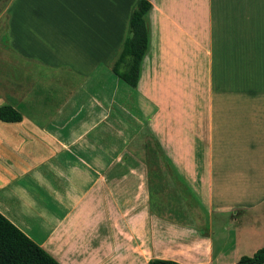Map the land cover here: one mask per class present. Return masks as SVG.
<instances>
[{"label":"crops","instance_id":"0c3cea01","mask_svg":"<svg viewBox=\"0 0 264 264\" xmlns=\"http://www.w3.org/2000/svg\"><path fill=\"white\" fill-rule=\"evenodd\" d=\"M19 1L10 23L21 57L52 79H22L0 98L22 117L0 121V214L59 264H185L171 257L172 225L152 212L151 181L109 180L137 129L152 150L157 133V111L140 121L133 88L104 92L110 75L123 83L112 69L138 0ZM146 1L144 69L164 54L205 74L203 117L187 129L206 149L208 234L179 248L195 264H235L264 247V0ZM33 5L44 18H31ZM194 147L182 180L197 168ZM231 152L242 155L240 180H215Z\"/></svg>","mask_w":264,"mask_h":264},{"label":"rangeland","instance_id":"374dc122","mask_svg":"<svg viewBox=\"0 0 264 264\" xmlns=\"http://www.w3.org/2000/svg\"><path fill=\"white\" fill-rule=\"evenodd\" d=\"M19 3V0H0V98L11 91L10 87L19 86L22 79H52V74L43 73L40 67L28 64L27 59L21 57L19 34L12 30L10 23L12 19L18 18ZM32 10L35 12H31V18H44L42 9L33 5ZM44 28L46 27H42ZM146 58L141 66L140 80L132 90V97L137 111L139 109L138 119L143 123L147 122L149 114L152 116L157 111L154 147L153 150L152 147L148 148L146 130L137 129L136 139L131 144L134 152L130 156L125 154L126 160L113 166L109 180H150L152 212L157 216L158 226L162 220L172 225V259L195 264L198 263L196 252L189 249L188 254L185 252L183 255L179 247L181 244L191 245L196 239L208 234L205 224L206 155L203 151L206 149L198 146L196 148V139L187 129V124L193 120L195 112L199 121L203 117L198 110L202 108L205 93V74L196 71L195 64L191 63L192 58H188V63L184 65L182 60L179 61V56L168 57L163 54L157 56L156 62L150 67L146 65L144 69ZM168 60L171 61L170 64L167 63ZM27 72L29 78L24 75ZM113 80L111 75L107 77L109 88L104 89V92L108 91L109 95H116L118 99L122 88L130 90L120 82L113 87ZM127 118L122 114V119ZM110 139H117L112 130ZM188 140L193 141L194 149L198 150L194 154L197 162L194 166L197 168L189 181L182 180L179 173L190 161L187 152ZM212 150L214 157H218L216 145H213ZM228 157L229 162L225 161L223 172H219L220 179H217L215 169V180H240L244 168L242 155L231 152ZM161 236L163 234L158 232L157 237Z\"/></svg>","mask_w":264,"mask_h":264},{"label":"trees","instance_id":"16d2710c","mask_svg":"<svg viewBox=\"0 0 264 264\" xmlns=\"http://www.w3.org/2000/svg\"><path fill=\"white\" fill-rule=\"evenodd\" d=\"M151 5L138 0L130 15L128 36L113 66V74L130 88H136L140 65L148 49L146 15ZM22 117L10 106L0 107V121L20 122ZM0 264H59L0 214ZM147 264H180L171 260H150ZM235 264H264V247L252 256H242Z\"/></svg>","mask_w":264,"mask_h":264}]
</instances>
